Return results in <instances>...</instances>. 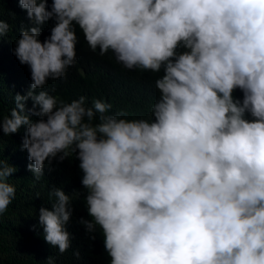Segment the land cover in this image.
<instances>
[{
    "label": "clouds",
    "instance_id": "obj_1",
    "mask_svg": "<svg viewBox=\"0 0 264 264\" xmlns=\"http://www.w3.org/2000/svg\"><path fill=\"white\" fill-rule=\"evenodd\" d=\"M18 3L32 24L13 51L32 82L0 113V133L25 127L36 181L46 162L75 153L88 216L78 223L90 240L100 232L98 264H264V0ZM75 26L92 51L156 75L149 118L109 114L111 103L88 106L84 96L57 106L43 90L75 65ZM9 28L0 18V40ZM15 171L0 150V216L15 197L6 182ZM79 197L53 188L51 208L39 209L44 239L61 254Z\"/></svg>",
    "mask_w": 264,
    "mask_h": 264
},
{
    "label": "trees",
    "instance_id": "obj_2",
    "mask_svg": "<svg viewBox=\"0 0 264 264\" xmlns=\"http://www.w3.org/2000/svg\"><path fill=\"white\" fill-rule=\"evenodd\" d=\"M51 2L48 0L49 9ZM0 5V18L10 26L8 33L0 40V113L7 117L15 107V95H25L32 82L29 66L22 65L13 51L21 26L28 28L32 22L26 10L20 8L18 0H0ZM52 25L53 22L49 21L43 26L39 38L41 42L50 35ZM75 31L78 37L75 65L68 68L65 77L48 80L43 90L57 98V106L61 101L70 103L84 96L88 106H91L93 99L111 103L109 114L124 112L126 116L122 118L128 120L149 118L151 106L159 97L155 87L156 75L128 70L109 56L99 55L89 48L77 26ZM26 103L28 108L32 107L31 100ZM25 132L22 126L14 134L0 133V150L5 165L16 169L6 180L15 187L16 194L0 216V264H49V257L53 258L51 264H98L100 256L105 255L100 232L97 229L96 239L90 240L85 228L78 223L80 217L88 216L75 153H71L63 162L54 160L50 165L46 162L44 175L36 181L27 167L31 163L27 150L21 148ZM53 188H60L69 196L74 191L80 192V197L71 201L74 211L66 227L72 239L70 247L63 254L46 242L43 226L39 223V209H50L54 202L49 199ZM77 251L79 258L74 255Z\"/></svg>",
    "mask_w": 264,
    "mask_h": 264
}]
</instances>
